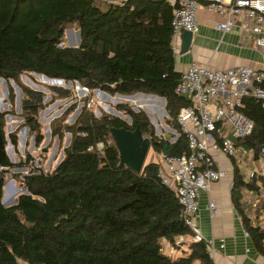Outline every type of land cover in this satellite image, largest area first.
Returning <instances> with one entry per match:
<instances>
[{
    "label": "trees",
    "instance_id": "trees-1",
    "mask_svg": "<svg viewBox=\"0 0 264 264\" xmlns=\"http://www.w3.org/2000/svg\"><path fill=\"white\" fill-rule=\"evenodd\" d=\"M171 18L167 0H0V77L20 86L24 122L37 142L42 139L37 116L43 95L21 84L22 73L70 80L112 95L155 94L165 99L170 124L178 131L170 142L155 134L141 109L118 105L130 116L128 124L108 113L95 116L84 105L73 123L51 126L54 136H71L57 166L50 171L31 168L22 180L28 193L3 206L4 174L33 158L27 154L23 164L10 160L6 112L0 111V264H215L203 241H189L187 254L163 252L162 239L176 248L185 243L176 244L178 236L192 235L176 192L159 177L157 158L144 163L139 173L119 164L109 131L138 126L155 152L187 153L176 118L188 99L175 92L180 72L171 48ZM68 27L79 31L76 47L60 45ZM13 95L10 88L11 100ZM240 111L253 121V129L246 138L235 139V145L252 150L258 159L264 145V98L244 96ZM8 138L15 150L16 133ZM231 161L232 204L253 248L264 257V229L252 222L242 201L244 190L264 193V177L245 180L234 157ZM258 201L264 213V196Z\"/></svg>",
    "mask_w": 264,
    "mask_h": 264
},
{
    "label": "built area",
    "instance_id": "built-area-1",
    "mask_svg": "<svg viewBox=\"0 0 264 264\" xmlns=\"http://www.w3.org/2000/svg\"><path fill=\"white\" fill-rule=\"evenodd\" d=\"M167 1L172 6L173 53L179 51L173 40L179 38L182 31L187 30L192 34L198 32V12L203 9L220 17L214 22L216 30L222 33L236 30L244 36L246 44L252 42L260 52L264 65V0ZM75 83L76 88L79 87ZM263 84L264 68L239 64L219 69L191 61L180 72L175 87L177 94L188 99L176 118L186 137L188 151L182 155H165L159 152L157 159L161 168L158 175L164 183L174 188L181 206L182 220L192 232V235L178 236L175 243L203 241L213 262L214 253L224 247V240L219 239L216 245L215 239L204 236L194 223L200 192L209 190L212 183L226 175L223 168L215 166L211 152H222L234 157L239 165L244 164L248 152L239 150L234 140L246 138L253 129V121L240 111L242 98L247 95L264 98ZM87 90L86 88L85 91ZM260 152L263 154L264 166V149L261 148ZM38 159L34 164L29 162L30 169L39 166ZM246 175L248 178L258 177V172L251 170ZM21 179L23 180V176ZM263 196L264 193L259 195L260 198ZM208 210L211 215L216 213V198L210 197ZM243 235L248 236L244 229Z\"/></svg>",
    "mask_w": 264,
    "mask_h": 264
},
{
    "label": "rangeland",
    "instance_id": "rangeland-1",
    "mask_svg": "<svg viewBox=\"0 0 264 264\" xmlns=\"http://www.w3.org/2000/svg\"><path fill=\"white\" fill-rule=\"evenodd\" d=\"M66 29L71 30H69L67 34H64V44H67V39L76 43L78 40L77 29L74 27H68ZM20 82L35 91H40L43 95L42 103L44 106L38 111L37 116L38 122L41 126L42 139L40 142H37L34 134L30 131L29 127L25 125L21 107L23 93L20 86L13 79H0V111L6 112L4 117V131L7 136L8 143L10 144V140L8 138L10 133H16L17 137L16 149H10L13 163L23 164L26 155L30 154L33 158L31 161L32 164H34L36 159L40 158V160L38 159V167H41L44 171L52 170L55 164L60 160V157L63 156V149L69 144L71 136L69 133L65 132L62 138H58L52 134L51 126L53 122L57 123L59 121L65 124L73 123L77 114L84 105L98 117L105 113L118 116L119 114H115V111L122 115H127L126 111L118 109V105L120 104L130 108L137 107L138 109L143 110L147 116L148 113L153 116V120L155 122L153 126L154 129H156L155 134L157 136H164L166 133H169L170 137H174L169 140L170 142L174 141L178 136V131L170 124V117L168 113H165L166 110L164 111L165 103L162 104L158 97L151 98L139 95L128 99L116 96L115 94L112 95L107 92H105L106 96L101 93L97 94L93 90L82 92L81 90H77L78 88H76L77 84L75 82H72L71 84L62 82L61 85L53 86L49 84L51 81L38 76L37 73L33 72L22 73L20 75ZM10 88L14 94L13 100H11L9 96ZM61 91H68L69 94L66 97H62L59 95ZM123 119L128 124H131V121L128 118L123 117ZM100 147L101 145H99V148ZM158 154L159 152H155L151 147L147 154L145 163L151 160L154 161L158 157ZM244 161L247 162V165L242 166V171H247L254 166L258 169L263 168L262 159H251L250 153H247ZM28 170H30V163L11 167L4 174L5 183L3 185V192L6 197L10 195L14 187L19 189L21 188V178ZM14 174H17V176H14ZM11 180H14V187L10 185ZM21 193H23L22 190H20L14 198ZM188 242L189 241H186L183 244L186 246L188 245ZM163 251L167 253L168 251L170 252L168 247H164ZM177 254L178 253L174 255ZM18 264L25 263L20 261Z\"/></svg>",
    "mask_w": 264,
    "mask_h": 264
},
{
    "label": "crops",
    "instance_id": "crops-1",
    "mask_svg": "<svg viewBox=\"0 0 264 264\" xmlns=\"http://www.w3.org/2000/svg\"><path fill=\"white\" fill-rule=\"evenodd\" d=\"M218 19L220 17L207 13L203 9L199 10L197 17L198 32L193 34L191 47L187 52L183 54H180L179 51L174 53L175 69L181 72L191 61L219 69L239 64L263 69L261 55L255 45L252 42H249V45L246 44L244 36L237 33L236 30L226 33L216 30L214 22ZM173 41L180 49V39L177 38ZM115 95L122 97L119 94ZM242 151L250 153L251 159L254 158L252 150ZM211 155L215 166L223 168L226 175L218 182L212 183L209 190L200 192L198 211L194 223L204 236L213 237L216 245H218L219 239L224 240V247L214 253L215 264H264V257L255 251L249 235H243L240 217L231 201L233 169L231 157L214 150ZM260 158H263V154L258 159ZM237 164L239 165L238 162ZM246 165L247 162L245 161L242 166ZM242 166L239 165L245 180L249 179L246 174L251 170H256L258 176L264 177V166L261 169L254 166L247 171H242ZM256 195L255 192L244 190L242 191V201L247 214L253 219L252 222L259 224L264 229V213L257 207L260 197ZM210 197L217 200V211L213 215L208 210ZM165 242L166 240H161L162 250L164 247H168L170 250L168 253L163 251L167 255L179 256L189 252L188 245L181 244L180 247L175 248ZM176 253L178 254L174 255Z\"/></svg>",
    "mask_w": 264,
    "mask_h": 264
},
{
    "label": "water",
    "instance_id": "water-1",
    "mask_svg": "<svg viewBox=\"0 0 264 264\" xmlns=\"http://www.w3.org/2000/svg\"><path fill=\"white\" fill-rule=\"evenodd\" d=\"M69 30L71 29H65L64 33L67 34L69 32ZM77 34H78V40L77 42H73L72 40L70 39H67V46L69 47H76L79 45V42H80V38H79V31L77 30ZM192 32L190 31H187V30H184L180 33L179 35V39H180V49H179V53L180 54H183L185 52H187L190 47H191V42H192ZM60 45H64V42H61ZM37 75L39 76H43L44 78L48 79L49 81H51V83H49L50 85H53V86H57V85H61L62 82H65L66 84H71L72 81L70 80H63V79H59V78H49V77H46L45 75L41 74V73H37ZM0 79L3 80L2 77H0ZM79 86H81L79 84ZM77 88H80V90L83 92L86 90L85 87H77ZM95 93H101L102 95H105L106 96V93L103 92L102 90L100 89H94L93 90ZM118 94V93H116ZM139 95H143V96H150V97H158L160 100V102L162 104L165 103V99L163 97H159L155 94H150V93H141V92H136L134 94H131V95H122V97H126V98H132V97H135V96H139ZM119 103V102H117ZM1 108V107H0ZM134 111H138L139 109L137 107L135 108H132ZM165 111V109H164ZM115 114H119L118 116L123 119V117H126L128 118L130 121H131V118L129 115H122L120 114L119 112L115 111L114 112ZM166 113V111H165ZM148 116H149V119H150V122L154 125L155 122L153 120V116L150 115L148 113ZM156 130V129H155ZM110 133H111V136H112V139L115 143V147L118 151V157H119V164L121 165H125L127 167H130L132 168L133 170H135L136 172H141L142 168H143V165L145 163V160H146V157H147V154L151 148V140L149 137L145 136L140 128L138 126H136L134 129H127L125 127H110L109 129ZM164 138L165 140H171L173 139L174 137H170V134L169 133H166L164 135ZM167 144L165 143L164 144V148H166ZM12 145L8 143V141H6V145H5V151L7 153V155L10 157V160L12 161L11 159V154H10V149L12 150ZM264 149V145L261 147ZM9 150V151H8ZM163 154L167 155L169 154V152L167 150H164L163 151ZM63 156L60 157V160L62 159ZM59 160V161H60ZM59 161L55 164L54 168L57 166V164L59 163ZM14 170V169H12ZM4 183H5V180H4ZM10 185L12 187H14V180L11 181ZM22 190L23 193H28V190L26 188L25 185H21V188H16L14 187L12 192L10 193V195L8 196V199L6 197V195L4 194L3 192V196H2V199H1V203L3 206H10L12 205L11 203H15L17 201V197L14 198V196L16 194L19 193V191Z\"/></svg>",
    "mask_w": 264,
    "mask_h": 264
},
{
    "label": "bare ground",
    "instance_id": "bare-ground-1",
    "mask_svg": "<svg viewBox=\"0 0 264 264\" xmlns=\"http://www.w3.org/2000/svg\"><path fill=\"white\" fill-rule=\"evenodd\" d=\"M39 76V75H38ZM41 77H43V76H41ZM46 79V78H45ZM48 80V79H47ZM77 90H80V88H78ZM98 94V93H97ZM150 97V96H149ZM123 98H126V97H123ZM151 98H154V97H151ZM7 199H8V197H7Z\"/></svg>",
    "mask_w": 264,
    "mask_h": 264
}]
</instances>
